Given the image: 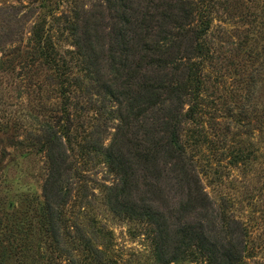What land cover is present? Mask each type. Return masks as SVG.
Returning <instances> with one entry per match:
<instances>
[{
  "label": "trees",
  "instance_id": "1",
  "mask_svg": "<svg viewBox=\"0 0 264 264\" xmlns=\"http://www.w3.org/2000/svg\"><path fill=\"white\" fill-rule=\"evenodd\" d=\"M58 1L65 10L50 28L36 24L29 42L0 61L1 89L10 98L16 91L13 98L42 121L29 145L38 147L46 165L43 231L60 246L58 222L69 223L68 206L82 204L90 165L102 160L114 177L107 185L91 182L115 214L148 227L160 263L186 260L195 249L208 264H243L247 251L264 249L255 242L250 247L252 227L235 214L233 197L217 202L206 192L185 141L195 132L207 141L225 88L231 100L243 98L246 135L257 132L260 146L254 150L249 140L230 145L229 168L260 160L264 179V0H95L85 8L78 0ZM60 36L70 41L68 49ZM259 92L254 109L250 102ZM139 172L154 183L174 172L204 209L218 211L226 245L209 238L200 221L180 218L171 231L157 208L142 199L139 204ZM74 178L84 185L72 188ZM12 236L5 231L0 238V264L12 260ZM81 237L73 239L82 245L85 264H122Z\"/></svg>",
  "mask_w": 264,
  "mask_h": 264
},
{
  "label": "rangeland",
  "instance_id": "2",
  "mask_svg": "<svg viewBox=\"0 0 264 264\" xmlns=\"http://www.w3.org/2000/svg\"><path fill=\"white\" fill-rule=\"evenodd\" d=\"M32 1L34 0H0V61L7 51L29 42L28 38L36 24L40 25L45 21V29H49L53 19L65 10V6L58 0H52L50 7ZM252 1L256 5L259 3V0ZM93 4L97 2L77 1L80 8ZM59 38L64 49H68L70 41L67 37ZM1 69L0 65V71ZM1 88L0 238L5 231L8 235H15L10 238L14 250V254L10 256L12 260L3 264H85L82 245L79 239L76 243L73 239H82L83 234L90 244L105 249L110 257H116L122 264H164L155 257L148 227L142 221L115 214L107 205L100 188L91 182L96 180L107 185L113 179L114 176L102 160L90 165L91 178L82 204L71 202V206H68L69 213L73 211L68 217L69 223L58 222L60 246L52 241L38 224L46 165L38 147L29 145V140L31 142L33 137L31 135L38 134L37 129L42 121L24 110L20 100L13 98L18 95L16 91L10 98L9 93ZM210 91L214 92L213 88ZM219 92L222 93V99L216 105L220 114L209 121L207 141L201 133H188L185 138L189 144L188 152L195 155L202 185L213 200L219 202V198L224 196L235 199V214L253 230V237L249 239L250 247L253 242L258 246L264 245V179L259 167L260 160L251 162L248 167L229 168L227 155L230 145L247 146V140L252 143L254 150H258L260 146L257 144V132H253L248 139L245 118L240 111L244 104L243 98L231 100L227 97L225 88L219 89ZM259 97L262 98L260 92L253 95L250 102L252 108L257 109ZM194 138V142L191 141ZM168 167L173 169L172 165ZM138 177L135 196L139 204L142 199L157 208L164 215L171 231L180 218L190 222L200 221L208 237L220 247L225 242L224 237L227 242L229 236L221 231L220 222H215L219 220L216 213L218 211L211 207L204 209L194 193L190 195L189 188L178 182L174 172H168L159 183L145 179L143 172H139ZM82 185L84 183L81 178L70 181L72 188ZM4 211L11 216L2 217ZM192 253L194 255L188 256L186 260L166 264H208V260L198 251L193 249ZM245 257L243 264H264V249L258 253L247 251Z\"/></svg>",
  "mask_w": 264,
  "mask_h": 264
}]
</instances>
